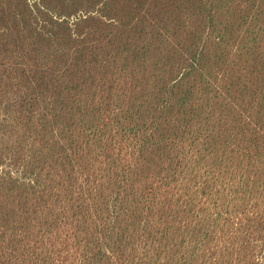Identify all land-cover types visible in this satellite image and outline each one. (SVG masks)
Returning <instances> with one entry per match:
<instances>
[{"label":"rangeland","instance_id":"obj_1","mask_svg":"<svg viewBox=\"0 0 264 264\" xmlns=\"http://www.w3.org/2000/svg\"><path fill=\"white\" fill-rule=\"evenodd\" d=\"M0 264H264V0H0Z\"/></svg>","mask_w":264,"mask_h":264}]
</instances>
